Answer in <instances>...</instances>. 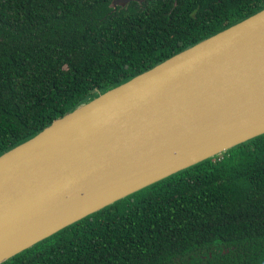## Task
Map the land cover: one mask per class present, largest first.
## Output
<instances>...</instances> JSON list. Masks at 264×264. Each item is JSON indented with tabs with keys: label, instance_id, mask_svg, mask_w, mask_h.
<instances>
[{
	"label": "trees",
	"instance_id": "1",
	"mask_svg": "<svg viewBox=\"0 0 264 264\" xmlns=\"http://www.w3.org/2000/svg\"><path fill=\"white\" fill-rule=\"evenodd\" d=\"M0 0V154L264 0ZM1 264H264V134Z\"/></svg>",
	"mask_w": 264,
	"mask_h": 264
},
{
	"label": "water",
	"instance_id": "2",
	"mask_svg": "<svg viewBox=\"0 0 264 264\" xmlns=\"http://www.w3.org/2000/svg\"><path fill=\"white\" fill-rule=\"evenodd\" d=\"M262 134L264 8L0 154V264Z\"/></svg>",
	"mask_w": 264,
	"mask_h": 264
}]
</instances>
